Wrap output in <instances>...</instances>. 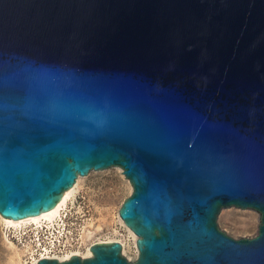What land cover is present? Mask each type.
Wrapping results in <instances>:
<instances>
[{"label": "water", "instance_id": "obj_1", "mask_svg": "<svg viewBox=\"0 0 264 264\" xmlns=\"http://www.w3.org/2000/svg\"><path fill=\"white\" fill-rule=\"evenodd\" d=\"M113 166L136 258L36 264H264V0H0V215ZM229 207L256 235L218 227Z\"/></svg>", "mask_w": 264, "mask_h": 264}, {"label": "rangeland", "instance_id": "obj_2", "mask_svg": "<svg viewBox=\"0 0 264 264\" xmlns=\"http://www.w3.org/2000/svg\"><path fill=\"white\" fill-rule=\"evenodd\" d=\"M78 178L80 180L75 196L63 207L61 219L59 218L55 229L60 228L62 221L66 223L67 229L74 231H82L83 226H88L90 223L94 226L99 224L100 230L93 236V240H106L115 236L121 238L125 242V252L122 250V254L128 260H134L138 253L136 236L133 237L128 232L126 224L118 214L120 205L132 192V189L130 193L128 192L129 180L122 173V168L113 166L103 170H91L84 176L78 175L76 180ZM64 214H66L65 217L62 216ZM258 217L259 213L252 209L223 208L217 215V225L234 238L252 237L258 230ZM3 229L0 223V264H30L26 261V256H22L23 259L20 261L9 260L11 249L3 241L5 238ZM12 243L18 252L26 253L27 248L19 246L14 241ZM85 250L83 241L79 248L72 249L81 254H84Z\"/></svg>", "mask_w": 264, "mask_h": 264}, {"label": "built area", "instance_id": "obj_3", "mask_svg": "<svg viewBox=\"0 0 264 264\" xmlns=\"http://www.w3.org/2000/svg\"><path fill=\"white\" fill-rule=\"evenodd\" d=\"M62 216L65 217L66 214ZM62 223L60 228L55 229L52 233L43 221L42 225L27 223L17 229L3 226V234L5 238L27 248L24 256L27 257L26 261L30 264H36L40 258L44 257L66 259L69 257H65V255L72 252V249L79 248L83 240L82 231L69 230L66 223L64 221Z\"/></svg>", "mask_w": 264, "mask_h": 264}, {"label": "bare ground", "instance_id": "obj_4", "mask_svg": "<svg viewBox=\"0 0 264 264\" xmlns=\"http://www.w3.org/2000/svg\"><path fill=\"white\" fill-rule=\"evenodd\" d=\"M79 180H80V178H78L76 180V183L72 187L63 191L62 197L60 198V200L57 202V204L53 208H51L47 211H43L40 214H37L34 216H28V217L20 218V219L7 218V217L0 215V223L2 224V226H10L14 229H17V228H19L22 225H25L27 223H36L37 225L38 224L42 225V222L44 221L45 224L47 225V227L51 230V233L54 232L55 228H57L58 220H59V218H61V209L65 206V204L69 200H72L74 198L76 190L78 188ZM127 189H128V192L130 193L132 187H131V184L129 182L127 183ZM126 228H127L128 232L133 237H135V234L132 233L128 227H126ZM98 230H100L99 224L94 226L93 224L90 223L88 226H83L82 240L84 242V247L86 249L85 253L81 254L79 251H72V252H69L67 255H65V257H70L73 254H79L81 256H90L91 255L90 245L93 242H95L93 240V236L96 234V232H98ZM111 240L120 241L122 244V250H123V252H125V242L121 238H117L115 236L112 238H108L106 240H99V241H111ZM3 241H4L5 245L11 249V251H10L11 255H9V260L11 262L15 261L16 259L19 261L23 259L22 256H24V254H21V252L17 251V249H16L15 245L12 243V241H10L7 238H4Z\"/></svg>", "mask_w": 264, "mask_h": 264}, {"label": "flooded vegetation", "instance_id": "obj_5", "mask_svg": "<svg viewBox=\"0 0 264 264\" xmlns=\"http://www.w3.org/2000/svg\"><path fill=\"white\" fill-rule=\"evenodd\" d=\"M65 259V258H64ZM64 259H60V260H64ZM67 259V258H66ZM59 260V259H58Z\"/></svg>", "mask_w": 264, "mask_h": 264}]
</instances>
